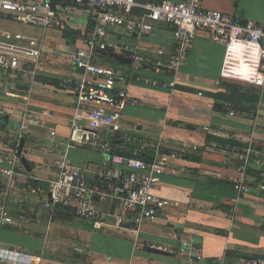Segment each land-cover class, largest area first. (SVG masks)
Wrapping results in <instances>:
<instances>
[{"label":"crops","instance_id":"crops-1","mask_svg":"<svg viewBox=\"0 0 264 264\" xmlns=\"http://www.w3.org/2000/svg\"><path fill=\"white\" fill-rule=\"evenodd\" d=\"M204 6L264 24V0H204ZM90 27L87 12L77 7L64 29L80 30L78 38L81 39L89 33ZM49 31L58 33L61 39L50 46L45 42L47 58L39 63L35 75L28 72L20 79L23 97H16L12 93L15 90L0 93V97L17 101L0 103V148L19 133L20 116L25 111L41 121L40 126L31 127L24 135V155L32 172L23 164L19 168L38 178L34 187L28 189L24 178L5 196L6 187L0 186V204L6 201L15 221L14 226H0V242L5 243V247H0L19 251L28 261L14 263L0 259V264H218L222 258L229 264H241L243 257L264 255V193L240 195L233 188L238 180L236 164L229 158L235 149L245 146L255 118L264 130V74L260 69L258 48L239 40L221 44L212 40L207 32L198 31L174 87L164 85L172 79L169 73L156 74L136 65L130 52L122 54L131 59L130 63L114 58L111 62L99 56L112 58L109 54L99 53V63L119 68L129 77L126 88L131 101L122 121L125 116L135 120L132 123L135 128L127 130L123 126V132L131 138H125L126 141L141 149L158 146L162 153L171 155V166L154 186L157 195L169 200V205L156 218L138 228L119 227L108 218L97 227L93 221L76 216L69 221L58 219L56 213L60 209H45L41 202L50 193L48 181L56 178L57 162L64 153L71 158L72 150L78 147L101 150L92 144L67 146L68 137L80 140L85 135L71 133L76 97L62 88V80L70 77L78 80L82 71L74 65L52 66L55 61L70 62V54L58 56L63 55V48L73 44L67 42L60 29ZM107 39L155 58L156 51L162 48L164 61L174 45L173 30L166 24L158 25L145 35L114 30ZM106 51L114 52L112 49ZM28 69L34 70V67L28 66ZM48 74H54L56 78L48 79L56 82L43 83L36 79L38 75ZM221 81H239L241 83L236 84L260 89L262 97L257 117L233 110L216 111L214 93L219 90ZM205 127L209 130H204ZM39 128L44 130L40 131L43 135L38 134L41 137L37 142L31 141L32 132ZM54 129L56 137L50 135ZM122 135L116 137L124 138ZM102 152L103 161L82 160L79 163L76 160L77 165L88 170L91 180L96 170L110 165L107 153ZM112 204L111 198H96V206L103 213L113 211ZM231 209L236 210V217ZM10 232L37 242L19 241ZM95 233L99 234L100 241H94ZM69 237L74 241L76 257H69L67 253L72 249L61 244L64 241L66 244ZM150 248L163 252H153Z\"/></svg>","mask_w":264,"mask_h":264},{"label":"built area","instance_id":"built-area-1","mask_svg":"<svg viewBox=\"0 0 264 264\" xmlns=\"http://www.w3.org/2000/svg\"><path fill=\"white\" fill-rule=\"evenodd\" d=\"M64 4L55 0H0V21H16L33 27L62 29L72 19L77 7L87 12L92 27L73 44L69 61L82 76L62 80V88L76 97V112L71 123V133H83L80 140L68 137L67 146L94 145L99 147L103 137L119 134L131 140L123 132L122 116L131 101L126 88L129 77L121 69L97 61L99 51L112 49L118 54L131 53L132 61L156 74L169 73L172 79L165 86L174 87L179 69L188 57L198 31L207 32L215 42L228 45L235 40L256 46L259 51L260 69L264 74V24L243 20L217 9L204 6V0H184L179 3L167 0L140 2L138 0H71ZM160 24L173 30L174 45L170 56L164 61L165 50L156 51L157 58L144 55L130 46L107 39L114 30L145 35L152 33ZM81 41L78 43V41ZM47 58L44 36L24 33L0 26V93L10 90L21 96L19 85L26 73L35 75L39 63ZM33 66L34 70L28 69ZM258 113V112H257ZM257 117V116H256ZM253 121L252 131L245 146L235 149L230 160L236 164L238 180L233 188L240 194L264 193V130ZM39 118L25 111L20 116L19 133L0 148V186L5 185L7 196L19 181L27 180L32 189L38 178L21 171L19 147L31 127L40 126ZM204 130H209L205 127ZM52 137L57 131L51 130ZM138 142V140H137ZM142 141H140L141 143ZM61 145V144H60ZM59 145V146H60ZM197 149V147H194ZM152 162L124 155H110V165L95 171L91 180L88 170L74 163L64 153L57 162L58 174L49 180L51 190L41 199L45 209L67 208L75 216L93 221L99 227L105 219L111 218L119 227H140L156 218L169 205V200L154 192V186L171 166V155L162 153L155 146ZM253 174V175H252ZM111 198L113 211L101 212L96 198ZM233 217L237 216L231 209ZM14 226L15 221L7 208L6 201L0 204V226ZM0 259L14 263L27 262L26 255L19 251L0 247ZM218 264H229L222 258ZM241 264H264V255L241 258Z\"/></svg>","mask_w":264,"mask_h":264},{"label":"trees","instance_id":"trees-1","mask_svg":"<svg viewBox=\"0 0 264 264\" xmlns=\"http://www.w3.org/2000/svg\"><path fill=\"white\" fill-rule=\"evenodd\" d=\"M55 1H59L64 4H70L72 2L71 0ZM60 30L62 31L63 37L69 44H75L78 36L81 35L80 30L64 29V27ZM99 56L106 57L109 61L114 62L113 58L101 54ZM47 81L56 82L55 80L49 79H47ZM261 97L262 91L258 88L221 81L219 83V90L214 93V109L219 112L233 110L237 113H245L250 117L255 118L257 116ZM208 140L210 141L211 137H208ZM97 148L107 153L108 157L109 154H118L128 157L141 158L147 162H152L155 156L154 149L148 147L141 149L139 146L132 145L131 142L126 141L125 138H121L120 136L114 137L112 139H110L107 135L104 136L102 145ZM107 150L109 151V154ZM58 209H60L56 213L58 219L69 221L73 218V216L75 217V213H73V211L70 209L63 207H59Z\"/></svg>","mask_w":264,"mask_h":264},{"label":"rangeland","instance_id":"rangeland-1","mask_svg":"<svg viewBox=\"0 0 264 264\" xmlns=\"http://www.w3.org/2000/svg\"><path fill=\"white\" fill-rule=\"evenodd\" d=\"M0 26L3 27V28H6V29H13V30H16V31H21V32H24V33H32L34 35H38V36H44V40L45 42L48 44V46H50L49 44H52L53 41H59L61 38L59 36L58 33L56 32H53V31H43L42 28H37V27H33V26H30V25H27V24H23V23H20V22H16V21H5V20H1L0 21ZM74 50V46L73 45H70V48H67L64 50H62L61 54L63 55H59L58 57H68L69 54H71V52ZM68 59V58H67ZM50 64V63H49ZM52 66H59L60 68H64V67H68V66H71L72 64L70 62H68L67 60L65 61H55L53 63H51ZM112 64V63H111ZM57 67V68H59ZM54 72V71H53ZM55 73V72H54ZM49 76H40L38 75L36 77L37 80H40L41 82L43 81V83H45L49 78L51 79H54L56 78V76L54 74H48ZM235 83H241L239 81H234ZM247 85V84H245ZM15 102L16 100L15 99H6V98H3V97H0V103L1 102ZM17 102V101H16ZM135 120L133 119H129L128 117H124L123 118V121H122V124L124 126V128H126L127 130H130L131 128H135V125H133L132 123H134ZM40 130L37 131V130H34L31 134V141L33 142H37L39 140V137H41L43 135V133H40V131H44L42 128H39ZM41 136H39V135ZM97 149V148H96ZM100 151V152H99ZM103 152L101 150H98V151H95L94 148H75V150H72L71 152V158L73 157L75 160H72L75 162V164H77V162L79 163H82L83 161L82 160H93V161H101L102 160V156H103ZM88 158V159H87ZM105 158V157H104ZM77 160V162H76ZM103 161V160H102ZM90 226V225H89ZM92 226V224H91ZM98 232H102V230H97ZM9 233V232H8ZM11 235H13L14 237H16L17 240L19 241H22V242H29V243H36L37 240L35 239H27L26 237H23L21 234H15L13 232H10ZM26 235V234H24ZM98 233H95L94 234V241H100L99 240V237H98ZM69 241H67V243L65 244V241L61 244H63L62 246H65V248H70L72 249V251H68L67 255L69 257H76V254L77 252H74L73 249H74V241L72 239V237H69L68 238ZM104 241V240H103ZM108 241L105 243L107 245ZM5 243H3L2 241L0 242V246H4Z\"/></svg>","mask_w":264,"mask_h":264},{"label":"water","instance_id":"water-1","mask_svg":"<svg viewBox=\"0 0 264 264\" xmlns=\"http://www.w3.org/2000/svg\"><path fill=\"white\" fill-rule=\"evenodd\" d=\"M99 53L109 54L116 61H119V62H122V63H130L131 62L130 58L125 57L122 54H118V53H115V52L109 53L108 51H99ZM24 147H25V139H22V142H21L20 147H19V156L21 158L22 164L26 167V169L29 172H32V167L30 165V162L27 159V157H25V155H24ZM150 250L153 251V252H157V253H162L163 252L162 250L157 249V248H150Z\"/></svg>","mask_w":264,"mask_h":264}]
</instances>
